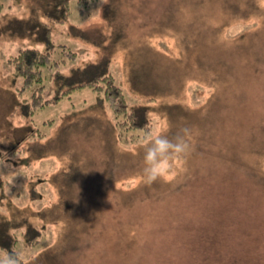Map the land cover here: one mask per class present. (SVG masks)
<instances>
[{
	"label": "rangeland",
	"instance_id": "1",
	"mask_svg": "<svg viewBox=\"0 0 264 264\" xmlns=\"http://www.w3.org/2000/svg\"><path fill=\"white\" fill-rule=\"evenodd\" d=\"M86 1L84 7L70 0V15L56 23L41 0H0V227L12 218L21 221L10 228L18 234L21 264L52 263L59 258L60 242L68 250L65 264L92 263L89 254L106 260L114 247L104 242L128 230L127 222L140 239L141 252L134 256L141 258L138 264H264V157L262 179L234 172L225 132L207 117L210 101L226 88L253 97L257 88L263 92L264 0H182L176 6L179 13L169 19V0H114L112 22L103 12L112 0ZM14 19H23L21 31L14 30ZM207 30L213 34L204 37ZM204 41L213 44V54L235 63L234 70L225 64L219 69L215 85L209 80L221 64L206 60ZM61 44L77 55L43 68L46 84L52 71L80 79L79 70L108 59L107 69L129 95L130 106L146 107L153 131L165 120L172 125L170 137L180 128L191 130L195 150L181 166L194 176L190 189L179 196L162 195L170 184L177 185L179 176L185 178L182 170L171 182L144 184L141 144L119 136L109 104L89 88L76 89L57 103L51 99L25 116L21 100L31 95L19 93L22 78L9 60L20 49L35 46H50L57 58ZM234 46L239 53L231 55ZM255 65L263 77L253 83ZM134 69L142 73L144 90L131 82ZM54 85L50 81L44 89V99L56 95ZM141 92L153 93L155 100L139 96ZM260 104L264 123V100ZM248 117L249 124H257L256 108ZM259 138L264 144V131ZM65 169L78 173L74 181H63L59 173ZM64 194L68 206L59 198ZM35 222L47 226L50 236L41 247L31 248L22 231ZM89 222L94 231L83 228ZM114 261L129 264L120 256Z\"/></svg>",
	"mask_w": 264,
	"mask_h": 264
},
{
	"label": "trees",
	"instance_id": "2",
	"mask_svg": "<svg viewBox=\"0 0 264 264\" xmlns=\"http://www.w3.org/2000/svg\"><path fill=\"white\" fill-rule=\"evenodd\" d=\"M70 0H41L42 3H46L44 10L47 11V17L50 21L53 22H64L68 16L70 15ZM78 5L84 6L88 5L89 2L86 0H78ZM114 0H112L109 4L106 5L105 9L103 10L104 15L107 19L111 20V22L114 20L116 16L115 6L112 5ZM182 0H169L168 9L169 11L166 12V16L169 18H174L176 14L179 12L176 6H178ZM46 8V9H45ZM44 11V12H45ZM80 11H83L80 7ZM45 14V13H44ZM23 20V19H22ZM22 20H13L16 21L13 23L12 26L14 27V30H20L22 29V24L24 23ZM171 21H174L170 19ZM20 21V22H19ZM22 21V22H21ZM44 25V24H43ZM264 25V24H263ZM30 30L33 29V26L29 25ZM44 29V28H43ZM50 28L46 29V32H49ZM207 33L204 35H212L208 30ZM258 39V38H256ZM206 41V40H205ZM204 41V42H205ZM41 44H44L40 42ZM196 46V45H195ZM204 46V53L206 56V60L208 59L210 62V65L212 64L213 60L220 61L218 64L219 67H216L215 71H212L214 74L210 77L209 82L213 83L216 81L217 77H220V74H222L221 70H219L222 66L227 65L228 70H234V62L230 59V61L226 60L222 54L218 55V53H214L213 44L206 42L203 44ZM240 46H245L244 43H242ZM61 48V56H58L57 58L53 55V51L51 50L50 46L47 47V49H41L38 47H24V49H20V51L11 57L9 62L14 63V67L17 71V73L22 78V88L19 89V93H25V91L30 92V97H26L25 99L22 97V103L21 107L24 108V114L25 116H30L38 111V109L48 106L51 102V99L53 102L57 103L62 98H69L71 95V92L76 89H83L89 88L92 92H96L99 95H103V99L105 103L109 104V107L112 111V114L115 116V126L117 130L119 131V136L122 137L126 142H136V144H141L142 141L146 138V135L153 131V124L150 123V120L148 118V113L146 107H138L133 108L130 106L129 102V95L123 90V88L117 83L113 75L110 73L109 69H107L108 66V59H105L104 62L101 64H93V66H87L85 68H82V70H79V77L77 76H71L66 77L63 76L58 71H52L50 75L52 76L51 82H56L55 88V96L53 98L44 99L43 91L44 89L48 88V85H50V81L48 84L44 82L43 77V68L46 67H53V66H59L60 63L66 62L67 58H75L77 53L72 51L71 48H68V46H65L63 44L59 45ZM217 48V47H216ZM218 49V48H217ZM239 51L238 47H233L230 49V54H238ZM229 54V56H230ZM212 55L214 58H212ZM258 57V56H257ZM259 58V57H258ZM257 58V59H258ZM224 60V61H223ZM203 64V60H202ZM208 67L209 63L206 62ZM257 65L253 66L252 71H250V74H253V83L256 81H259L262 79L263 76H260V69L256 67ZM213 67H211L212 69ZM135 70V69H134ZM205 70V69H204ZM210 69L208 68L207 72ZM136 71V70H135ZM131 72V82L135 86H142L140 89L144 90V85L142 84V73L141 71ZM205 72V71H204ZM80 80V81H79ZM144 82V81H143ZM207 82L206 84H209ZM217 83H213L211 85H215ZM262 87L264 86L263 84ZM232 86V85H231ZM235 87V86H232ZM226 91L225 94H220V96L216 95V97L210 101V107L207 114V117L210 115L212 120L215 121V127L222 132H225L226 135V144H228L229 150L231 154H229V160L231 161V166L233 168V171L237 172L240 176H246L247 178H257L259 175L260 179L261 177V165L260 160L264 157V144H261L260 141H258L260 131H264V123L259 119V116L261 112H259L258 107H261V102L264 100V88L262 89V93H259V88H257L254 92V97L250 95L249 93H239L237 89H224ZM21 94V93H20ZM146 96L150 97L149 101H154L155 97H152V94H146L144 92H141L139 96ZM149 95V96H147ZM256 108V125L255 124H249L248 120L250 117H248V114L255 113ZM220 113L223 115L218 119L217 114ZM260 113V114H259ZM259 114V115H257ZM246 116V117H245ZM216 118V119H215ZM223 120V121H222ZM50 122V121H48ZM251 122H253L251 120ZM254 123V122H253ZM172 126V125H171ZM171 126L169 130H171ZM221 127V128H219ZM256 132H254V130ZM246 132L252 133V135L247 136ZM192 133V132H191ZM42 134H38V138L42 137ZM129 139V141H128ZM138 141V142H137ZM224 141L223 134L220 137V139L217 141V151L220 152L219 145L222 144ZM238 141V142H237ZM198 143V142H197ZM200 145V141H199ZM12 153H14L11 150ZM203 155L205 153H202ZM204 158V156H203ZM239 163L241 165L238 166ZM189 164V163H188ZM116 166V165H114ZM185 168V166H184ZM183 169V168H182ZM183 171V170H182ZM189 168L187 171H185V178H183V175L178 177V181H176L177 185L170 184L166 189H164L162 195L168 196H179V194L185 192L183 190L190 189V186H192V180L194 179V176H189ZM181 172V171H180ZM184 172V171H183ZM181 172V173H183ZM260 172V174H258ZM63 174V181H74L75 178L78 176V173H73L72 170H63L61 173ZM192 179V180H190ZM262 182V181H261ZM260 182V183H261ZM262 184V183H261ZM167 185V183H166ZM194 185V183H193ZM184 188V189H182ZM59 197V196H58ZM65 198L64 196H60L59 198ZM159 197V195H158ZM62 199V203L66 206L70 205L69 201L66 199ZM1 200V199H0ZM61 204V202H60ZM128 204V203H127ZM131 207L134 206V202L128 204ZM126 206L127 208H131L130 206ZM56 208V206H55ZM59 209V208H57ZM70 213V212H69ZM96 214V213H95ZM77 216V215H76ZM75 216V218H76ZM94 216V215H93ZM92 217V216H91ZM97 218V215L95 216ZM93 217V218H95ZM91 219V218H90ZM21 221L17 222L12 218L11 223L8 226H2L0 227V249H6L9 252H13L18 255L17 248L19 244L18 234L15 233L13 235L10 233V228L17 227ZM124 223L123 225H125ZM38 225V226H37ZM40 223H29L24 231H22L23 237L26 240V244L28 247H41V245L44 244V242L47 240V237L50 236L49 233L45 231L48 230L47 226H39ZM126 225H129V229L125 232L121 233L118 232V236H115L111 239L108 243L104 242L109 247L113 248V252L111 253V256L105 259H99V258H93L91 255H88V258L91 259L89 264H118L114 261L116 256H120L124 263L129 264H138L139 260H134V256H136L141 251L137 250V246H139V241L137 237V232L133 233L131 226V222H127ZM84 229L89 231L95 230V224H92L89 222L86 226L83 227ZM49 234V235H48ZM147 238V237H146ZM104 240L108 241V239L104 238ZM147 240V239H146ZM61 243L62 250L60 252L56 251L55 254L59 257L56 258L54 261L49 264H65V260H67V252L65 250V247L63 248V243ZM81 243V242H80ZM80 243L78 245H80ZM75 245V244H74ZM143 244H141V247ZM49 248V247H48ZM140 248V247H139ZM47 249V248H46ZM53 251V250H52ZM81 253V254H80ZM84 252H79L78 256H83ZM19 256V255H18ZM140 256V254H139ZM20 257V256H19ZM141 257V256H140ZM141 262V260H140ZM79 264H84V262H80Z\"/></svg>",
	"mask_w": 264,
	"mask_h": 264
},
{
	"label": "clouds",
	"instance_id": "3",
	"mask_svg": "<svg viewBox=\"0 0 264 264\" xmlns=\"http://www.w3.org/2000/svg\"><path fill=\"white\" fill-rule=\"evenodd\" d=\"M170 125L163 121L160 126L146 135L141 143L144 184L151 186L157 181L171 182L177 178L181 168L186 165L194 149L191 130L180 128L175 135L169 136ZM0 264H21L20 257L6 249H0Z\"/></svg>",
	"mask_w": 264,
	"mask_h": 264
}]
</instances>
